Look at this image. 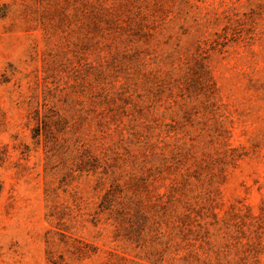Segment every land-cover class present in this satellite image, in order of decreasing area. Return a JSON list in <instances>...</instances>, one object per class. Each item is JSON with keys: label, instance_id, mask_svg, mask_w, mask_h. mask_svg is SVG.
Segmentation results:
<instances>
[{"label": "rangeland", "instance_id": "rangeland-1", "mask_svg": "<svg viewBox=\"0 0 264 264\" xmlns=\"http://www.w3.org/2000/svg\"><path fill=\"white\" fill-rule=\"evenodd\" d=\"M99 88L108 99L92 110ZM44 95L49 116L72 122L61 162L80 140L126 181L146 175L129 192L150 214L192 166L194 193L210 184L219 214L250 210L242 241L262 236L245 256L212 226L214 251L195 243L197 264H264V0H0V264H116L111 227L91 218L103 191L69 163L47 164L33 137ZM103 117L107 138L91 130ZM175 154H187L176 174ZM150 251L127 256L144 264Z\"/></svg>", "mask_w": 264, "mask_h": 264}, {"label": "trees", "instance_id": "trees-1", "mask_svg": "<svg viewBox=\"0 0 264 264\" xmlns=\"http://www.w3.org/2000/svg\"><path fill=\"white\" fill-rule=\"evenodd\" d=\"M43 96V101L32 112V119L35 121L33 137L41 144L47 158V164L56 165L55 169H61L66 163L70 164L67 171L71 169L80 174L90 176L94 181V188L103 191L100 202L91 214L94 225L103 224L111 227L113 241L111 254L115 256L116 264H141L137 260L127 256H137L141 250L150 249L147 257L148 263L157 264L167 254H172L173 264H197L198 254L193 249L195 243H200V247H206L207 252L214 251V240L211 238L210 227H218L224 230V235L230 239L231 245L235 248H242V255L249 256L260 251L262 236L259 233L256 237L248 235L245 237V227L250 218V210L231 205L223 214L216 212L213 206L216 200V193L209 186L208 191L196 195L194 193L196 184L193 177H196L194 168L186 166L185 172H181L178 177H173L172 182L160 195L165 197L161 203L155 204V213L147 210V205L142 203L136 196L137 189L146 186V175L131 173L127 181L124 176H120L118 167L113 159L102 157L98 151L91 146H86L84 142L76 140L75 146L64 147L69 158L66 162L58 158V140L60 136H67L71 132L72 122L70 117L64 114L49 116L46 104L47 98ZM108 94L103 93L99 88L92 93L91 109L94 110L100 103L107 102ZM110 121L105 117L93 120L91 130L102 138H107L110 134ZM144 134H147V130ZM142 135V134H141ZM69 145V144H68ZM187 153V152H186ZM187 154H175L173 156L172 171L176 170L183 163ZM54 161L56 164H54ZM51 166V165H50ZM166 169V168H165ZM165 169L153 171L154 178L164 175ZM199 170L203 171L202 168ZM138 178V179H135ZM140 180V181H139ZM138 187V188H137ZM137 188V189H136ZM135 190L131 194L129 190ZM194 193V195H193ZM151 205V204H150ZM206 219L209 222L206 223ZM153 221L160 234L159 242L152 248L146 246L148 224ZM162 226L164 228L162 229ZM100 227V226H99ZM102 227V228H104ZM106 227V229L108 228ZM261 227V223L259 228ZM227 245L223 246L226 250ZM179 261V263H174Z\"/></svg>", "mask_w": 264, "mask_h": 264}]
</instances>
